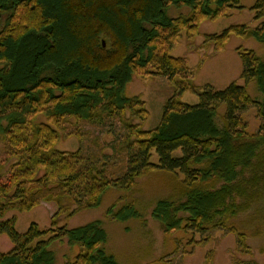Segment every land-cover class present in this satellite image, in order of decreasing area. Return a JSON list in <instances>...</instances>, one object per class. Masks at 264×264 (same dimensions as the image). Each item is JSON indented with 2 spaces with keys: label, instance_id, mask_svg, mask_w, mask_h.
Wrapping results in <instances>:
<instances>
[{
  "label": "trees",
  "instance_id": "16d2710c",
  "mask_svg": "<svg viewBox=\"0 0 264 264\" xmlns=\"http://www.w3.org/2000/svg\"><path fill=\"white\" fill-rule=\"evenodd\" d=\"M241 1L0 0V236L13 244L0 252V264H57L51 247L63 240L79 249L67 264H119L105 248L101 220L71 229L58 227V220L96 209L108 190L131 191L157 172L182 176L176 194L159 199L151 213L166 232L230 226L244 240L232 220L264 200V59L238 48L245 85L200 90L187 60L171 55L183 30L193 38L201 22L242 9ZM172 7L188 11L171 16ZM251 11L263 19L264 0ZM232 35L264 44V22L257 29L232 26L206 40L222 50ZM157 75L176 93L160 125L146 131V104L126 88L135 77ZM251 82L261 94L256 99L247 90ZM185 92L197 94L200 103L182 102ZM251 107L262 120L256 134L247 132L241 117ZM81 125L115 135L111 156ZM63 133L82 142L90 137L97 152L58 149ZM43 203L57 207L51 228L32 223L19 233L17 218H6ZM117 205L107 210L114 221L142 217L133 202Z\"/></svg>",
  "mask_w": 264,
  "mask_h": 264
},
{
  "label": "rangeland",
  "instance_id": "374dc122",
  "mask_svg": "<svg viewBox=\"0 0 264 264\" xmlns=\"http://www.w3.org/2000/svg\"><path fill=\"white\" fill-rule=\"evenodd\" d=\"M256 0H242V9H229L224 17L217 20H205L201 22L198 34L188 37L187 29L171 52L174 57H182L187 60L188 66L194 70L193 84L198 89L212 86L216 90H224L231 83L244 86L241 78L243 63L238 48L252 50L264 59V44L255 38H245L232 35L224 49L219 50L218 44L207 42L206 35H219L232 26H246L247 29H257L264 22L255 19L251 8ZM188 10H177L172 7L168 13L171 16L187 13ZM247 90L253 98L261 96L256 83L247 85ZM176 88L166 77L157 75L153 78L135 77L127 86L128 96L141 95L149 112V117L143 125V129L151 131L157 128L163 118L166 102L174 96ZM182 102L188 105H197L200 98L192 92H185L181 96ZM224 113V109H221ZM246 130L249 134L260 132L262 120L258 115V109L251 107L241 114ZM85 131H89L90 137L100 138L104 144L105 152L112 154L110 145L115 135L108 132V128L81 125ZM73 127L68 126L71 130ZM86 138L84 142L76 137L66 136L57 145L58 149L66 152H74L82 148L85 153L96 151L91 140ZM3 158V144L0 141V159ZM112 160V159H110ZM153 162L158 161L154 153ZM182 176L157 172L148 174L137 180L131 191L119 189L108 190L100 207L87 209L69 220L59 219L58 227L65 226L69 229L88 224L95 220H101L108 232V240L105 248L108 253L115 256L119 264H264V200L251 203L250 208L233 218L234 229L245 233L243 241L238 239L236 232L229 228L217 227L206 232L194 233L184 230L166 232L163 226L152 218L151 213L159 199L176 194V187ZM127 202H133L142 217L130 219L125 222L114 221L107 215V210L113 204L118 203L115 210ZM57 212L53 203H43L29 212H9L6 218H17L16 229L19 233H25L32 223H37L41 230L51 228L52 217ZM45 236V238H48ZM13 248V244L6 235L0 236V252L6 253ZM57 254V264L73 262L78 248H72L66 240L52 245Z\"/></svg>",
  "mask_w": 264,
  "mask_h": 264
},
{
  "label": "water",
  "instance_id": "95a60500",
  "mask_svg": "<svg viewBox=\"0 0 264 264\" xmlns=\"http://www.w3.org/2000/svg\"><path fill=\"white\" fill-rule=\"evenodd\" d=\"M104 45H105V43H104Z\"/></svg>",
  "mask_w": 264,
  "mask_h": 264
}]
</instances>
